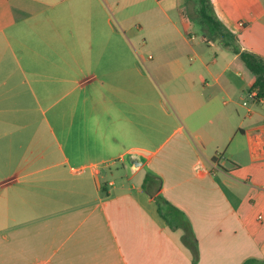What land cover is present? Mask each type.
Wrapping results in <instances>:
<instances>
[{
	"label": "crops",
	"instance_id": "0c3cea01",
	"mask_svg": "<svg viewBox=\"0 0 264 264\" xmlns=\"http://www.w3.org/2000/svg\"><path fill=\"white\" fill-rule=\"evenodd\" d=\"M210 2L264 58V0ZM192 16L186 0H0V264H192L148 171L197 264L264 258V98Z\"/></svg>",
	"mask_w": 264,
	"mask_h": 264
},
{
	"label": "trees",
	"instance_id": "16d2710c",
	"mask_svg": "<svg viewBox=\"0 0 264 264\" xmlns=\"http://www.w3.org/2000/svg\"><path fill=\"white\" fill-rule=\"evenodd\" d=\"M194 3V16L206 42L219 40L224 47L238 54L247 69L254 75L251 90L264 98V58L249 50H240L236 37L217 19L210 0H188ZM160 180L151 171L144 177L143 186L156 204L159 216L171 230H181V242L190 251L192 264L198 262L197 239L186 215L159 193ZM242 264H264L263 259L248 258Z\"/></svg>",
	"mask_w": 264,
	"mask_h": 264
},
{
	"label": "rangeland",
	"instance_id": "374dc122",
	"mask_svg": "<svg viewBox=\"0 0 264 264\" xmlns=\"http://www.w3.org/2000/svg\"><path fill=\"white\" fill-rule=\"evenodd\" d=\"M186 2H187V5H188V8H189L190 13L193 15L194 10L192 12V7L195 6L194 3H193V1H190L189 2L188 0H186ZM193 17H195V16H193ZM193 26H194V30L196 31V34H198V35H196V38H199V37L202 38L203 37V34L201 32V28H199V26L197 25L195 18H194V21H193ZM215 43H217V44L220 43L219 45H221L222 47H224L219 40H215ZM165 132H170V131L169 130H165ZM256 259H258V258H256Z\"/></svg>",
	"mask_w": 264,
	"mask_h": 264
},
{
	"label": "built area",
	"instance_id": "2783aa9c",
	"mask_svg": "<svg viewBox=\"0 0 264 264\" xmlns=\"http://www.w3.org/2000/svg\"><path fill=\"white\" fill-rule=\"evenodd\" d=\"M240 24H242V22H240Z\"/></svg>",
	"mask_w": 264,
	"mask_h": 264
}]
</instances>
